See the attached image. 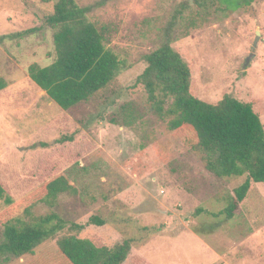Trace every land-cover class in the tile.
Listing matches in <instances>:
<instances>
[{
  "label": "rangeland",
  "instance_id": "1",
  "mask_svg": "<svg viewBox=\"0 0 264 264\" xmlns=\"http://www.w3.org/2000/svg\"><path fill=\"white\" fill-rule=\"evenodd\" d=\"M181 1L75 0L89 21L109 29L107 48L128 69L65 111L37 92L27 73L31 64L55 60L45 18L57 0H0V77L7 83L0 91V184L14 202L59 174L74 188L53 208L32 209L33 218L55 213L68 223L35 250L39 264L54 263L56 241L75 234L73 223L85 225L79 238L109 248L130 239L148 264H209L215 257L189 232L195 227L229 264H264V182L252 183L226 219L223 210L245 176L208 172L202 154L169 130L139 86L132 88L146 66L143 56L160 45ZM175 31L172 47L189 66L190 93L211 104L225 95L250 103L264 127V1L197 18L184 38ZM6 208L1 201L0 213ZM16 216L29 220L22 210ZM92 216L104 225L89 224ZM0 264L33 263L26 256L0 257Z\"/></svg>",
  "mask_w": 264,
  "mask_h": 264
},
{
  "label": "trees",
  "instance_id": "2",
  "mask_svg": "<svg viewBox=\"0 0 264 264\" xmlns=\"http://www.w3.org/2000/svg\"><path fill=\"white\" fill-rule=\"evenodd\" d=\"M256 1L182 0L173 11L160 45L143 56L146 66L132 87L139 86L155 112L161 118H168L169 130L181 135L185 143L202 154L208 172L217 178L245 176L223 210L226 219L234 216L252 183L264 182V127L250 103L231 95H225L215 104L194 97L190 93L189 66L172 43L176 41V28L178 37L184 38L197 26V18L219 12L227 15ZM87 13L88 9L80 8L75 0H57L53 13L45 18V24L53 30L55 60L45 67L31 64L27 68L30 80L65 111L88 101L128 69L126 62L107 48L109 29L97 27L89 21ZM6 87V81L0 77V91ZM64 140L72 141L63 138L59 142ZM73 190L67 178L59 174L14 202L0 184V202L8 206L0 213V257L9 261L29 256L33 264H39L33 258L35 250L54 239L68 223L55 213L33 218L32 209L38 204L53 208L61 195ZM20 210L29 220L16 216ZM89 224L102 226L104 222L92 216ZM207 227L214 230L213 226ZM84 228L85 225L70 224L68 229L75 234L57 239L53 264H123L126 261L130 240L109 248L94 240L79 238L76 234ZM198 230L199 227L193 228L196 233Z\"/></svg>",
  "mask_w": 264,
  "mask_h": 264
},
{
  "label": "crops",
  "instance_id": "3",
  "mask_svg": "<svg viewBox=\"0 0 264 264\" xmlns=\"http://www.w3.org/2000/svg\"><path fill=\"white\" fill-rule=\"evenodd\" d=\"M4 90V89H3ZM2 90V91H3ZM37 92H43V94L44 95H46L45 94V92L44 91H42V90H40V91H37ZM188 230V229H187ZM191 234H192V236L196 239V240H198V243H200V244H202V246H203V248H204V252L206 253V254H209V255H212L213 257H215V259H213V260H211V262L209 263V264H229L225 259V257L224 256H222L221 254H217V253H215L212 249H211V247L209 246V244H207L203 239H201V237H199V236H197L193 231H192V229L189 231ZM177 233H175V234H173V235H176ZM251 234H256V231H253V233H251ZM128 240H130V239H128ZM131 241V240H130ZM132 242V241H131ZM142 247H143V244H142ZM129 257V258H128ZM128 257H127V259H128V261L126 262V264L128 263V262H130V264H148V263H146L145 261H143V262H141L143 259V257L141 256V251H140V253L138 252H136V250H135V247H133L132 246V243H131V248H130V252H129V255H128ZM126 259V260H127ZM125 262L123 263V264H125Z\"/></svg>",
  "mask_w": 264,
  "mask_h": 264
},
{
  "label": "water",
  "instance_id": "4",
  "mask_svg": "<svg viewBox=\"0 0 264 264\" xmlns=\"http://www.w3.org/2000/svg\"><path fill=\"white\" fill-rule=\"evenodd\" d=\"M256 40H257V38H256ZM255 42H256V41H255ZM251 56H252V55H251ZM251 56H249V57L246 59V65L249 63V60H250Z\"/></svg>",
  "mask_w": 264,
  "mask_h": 264
}]
</instances>
